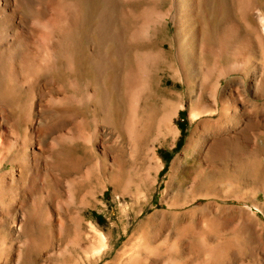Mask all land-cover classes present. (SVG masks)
I'll return each mask as SVG.
<instances>
[{
  "label": "rangeland",
  "instance_id": "rangeland-1",
  "mask_svg": "<svg viewBox=\"0 0 264 264\" xmlns=\"http://www.w3.org/2000/svg\"><path fill=\"white\" fill-rule=\"evenodd\" d=\"M63 1L79 5L77 20L46 41L55 69L39 78L50 84L36 88L31 65L0 72V264H264L254 14L236 0H195L185 13L181 0H110L102 21L106 0ZM250 3L264 19V0ZM140 53L144 85L127 94ZM233 107L245 113L232 118Z\"/></svg>",
  "mask_w": 264,
  "mask_h": 264
},
{
  "label": "bare ground",
  "instance_id": "bare-ground-1",
  "mask_svg": "<svg viewBox=\"0 0 264 264\" xmlns=\"http://www.w3.org/2000/svg\"><path fill=\"white\" fill-rule=\"evenodd\" d=\"M181 1L183 2V3H181L182 4L181 6L183 7L182 13H185V12H183V11L186 10L185 7H189V8H187V10H189V9L191 10L192 8L195 7V2H194L195 0H188L189 3H187V2H185L183 0H181ZM105 2H106L105 9L103 10V12L101 11L102 12L101 13L102 14V17H101L102 21L107 20L108 12L106 11V9L110 8V0H106ZM186 3H187V5H186ZM251 4L252 3H250V0H236V6L238 8V11L244 16L247 15V14H254V19L257 21V23H259L260 29L263 31V34H264V19H263L262 15L259 13V11L257 9H254L255 6L252 7ZM78 6H77V4L75 2L63 1V0H0V72L3 70L5 63H7L8 65H10V63H13V67L11 68L10 72L12 71L14 74H16L17 72L19 73V71L21 70L22 67L27 65V68H28V66L31 65L30 66L31 70L34 68V70L36 72L35 77L37 79L35 80V84H34L36 86V88H37L39 83H42L43 86H47L48 84H50L49 79L41 82V80H40L41 78H39L41 76L49 75L55 69V61L52 60L53 56L50 55V52L52 54V51L48 52V45L46 44V41H47L48 37L52 36L54 33L58 34L61 31H63V33H65L64 31L67 30L69 27H70L69 31H73L74 30V29L73 30H70V29H71V26H73V24H75L74 22H75V19H76V14L78 12ZM23 8L24 9L35 10L38 15L36 16L35 13H34V15L36 17H38V18L36 19V17L33 16V18H35V19L29 20L28 19L29 17L27 19H25L26 17L24 18L22 13H21V9H23ZM111 8H114V6L111 7ZM113 10L111 9V11H113ZM32 13H33V11H32ZM145 13L144 12L139 13L135 17V19L137 20V22H139L140 25H139L138 28H135L133 35L131 34L133 36V38H134V41H135V39L136 40H141V38L143 37L142 34L144 33V28H145V25L147 24V23L145 24V22H148V21H146V15H148V13H146V14ZM191 13H193V12H191ZM180 22L183 23V19L182 18H181ZM100 23H101V21H100ZM108 27H109V25H108ZM100 29H101V26H100ZM104 29H105V27H104ZM106 30H108V29H106ZM52 38L54 39V37H52ZM259 38L260 39L263 38V35L260 34ZM61 39H62V37H61ZM56 41H58V39ZM48 42H51V41H48ZM59 43H60V41H59ZM52 48H54V47H52ZM29 49L31 51H29ZM32 50H33V54H32ZM218 51H220V50H218ZM218 51L213 49L212 50V55L215 56ZM140 54L136 57L137 58L136 59L137 60V65H136L137 66V69H136L137 80L134 81L132 73L128 72L129 73L128 74V78H127L128 82H126V84L128 85V90H125V91H127V94H131L132 93L134 95L135 93H133L132 88H134V87L135 88H137V87L140 88L141 85L142 86L144 85V81H145L144 80V78H145V58H144L143 54H141V55ZM51 56H52V58H51ZM212 67H214V66H212ZM69 68L71 69V67H69ZM6 69H8V68H6ZM210 69H211V67H210ZM219 69H217V71ZM213 71H215V73L217 72L215 70V68H213ZM221 71L223 72L221 74H223V76H225V75L230 73L231 68H226L224 70L222 68ZM209 72H210V70H209ZM32 73H33V71H32ZM133 74L135 75V72ZM207 74H208V72H207ZM46 76L43 77V78H46ZM217 77H220V76H217ZM231 82H236V81L232 80ZM71 84L73 86H75L74 82H71ZM215 86L217 87V85H215ZM31 87H33V86H31ZM128 97H129V95H128ZM73 98H75V97L74 96L70 97V99H71L70 104L75 103V102L77 103V101L79 99V98H77V99L74 100ZM51 101L53 102V100H51ZM67 101H70V100H67ZM61 102H59L57 104H55L56 103L55 102L53 104V105H55L58 108L56 111L59 112V114L60 113L61 114L67 113V115H68V112H70L71 109H72L70 107V104H65V103H63L62 100H61ZM240 110H242V109H240ZM242 111L245 113L244 110H242ZM243 112L241 113L240 111L236 110V107H233L232 108V118H235L238 115L240 116L241 114H243ZM262 112H263L262 115H264V110H262ZM192 116H195V115H192ZM259 117H261V118H259V121H263V117L264 116H259ZM68 118H66V119H68ZM251 118H253V117H251ZM228 119H229V115H228V111L226 109L221 114L220 118L215 122V124H217L219 122L220 123H224V122L228 121ZM61 120H63V119H61ZM65 121H67V120H65ZM221 128L222 129H220L219 127H216L214 133L212 132V135L213 136H219V134L223 132L222 130H224V127H221ZM57 129H58V124H55V125H52L51 127H49L47 129V131L49 133H51V132H54ZM228 131H229V129H227V132ZM232 131H234L233 128L230 129V131L228 132V135L231 134L230 132H232ZM206 137H209V136L206 134ZM82 139H84V138H82ZM213 139L215 141L219 140L216 137H213ZM61 141L65 142L66 139L65 140H61ZM245 142L246 141H244V144H245ZM233 146H231V147H233ZM233 149H236V148H233ZM33 158H35V154H33ZM37 158H40V157H37ZM30 170H32L31 167H30ZM33 178H35V177L33 176Z\"/></svg>",
  "mask_w": 264,
  "mask_h": 264
}]
</instances>
